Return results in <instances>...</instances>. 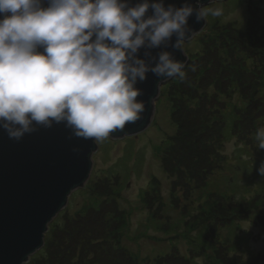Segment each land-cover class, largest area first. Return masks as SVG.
<instances>
[{
	"label": "rangeland",
	"instance_id": "374dc122",
	"mask_svg": "<svg viewBox=\"0 0 264 264\" xmlns=\"http://www.w3.org/2000/svg\"><path fill=\"white\" fill-rule=\"evenodd\" d=\"M209 6L221 7L223 13L218 17L208 16L204 29L184 43L192 63L190 70L200 64L207 68L214 64H204L210 56L204 52L203 43L219 28L229 27L237 30L234 32L237 38H242L241 48L227 61L223 58L214 69L227 65L237 71L246 66L249 70L264 72V58L256 59L264 53V45L256 43L260 34L251 43L248 42L249 36L244 40L249 19H256L259 15L258 22L264 24V0L215 1L205 7ZM219 38L216 36L213 41L219 43ZM240 52L242 59L238 56ZM232 70L230 73L233 75ZM178 80L175 77L171 79L162 97L157 99L153 120L146 130L120 140L101 139L93 153L90 184L91 188L95 184V188L92 193L99 199L108 192V205L113 211L117 209L122 213L124 223L107 224L103 219L107 212L103 210L100 218H96L99 217L96 213L90 219H84L89 191H75L66 208L52 220L45 233V248L50 245V252L58 249V243L67 247L66 239L86 260L94 259L98 254L97 264H104L102 257H108L111 251L116 250L121 256L123 252L132 254L134 264H157L160 258L165 261L169 256L177 260L171 264H264V175L258 171L264 164V149L258 148L257 141L258 132H264V116L258 121L244 120V125H238L236 135L226 131L225 141L217 140L218 143L208 146H200L199 142L201 150L207 152L211 166L207 179L202 178L201 171L196 172L195 180L189 181L194 186L189 187L188 183L187 188L178 186L172 191L175 177L162 167L163 154L167 150L164 146L174 143L181 147L188 141L192 142L186 133L191 128L179 121L181 112L174 115L175 122L171 118L172 105L176 107L178 101L175 92L185 89L181 87L183 80ZM174 82L179 85L175 92L170 93L168 88ZM255 88L259 90L258 95L248 97V93L239 94L232 99L225 95L226 92H216L218 96L215 97L214 88H208L205 96L210 98L211 121L218 118L220 111L221 114L235 112L236 106H239L240 113L249 107L247 116L257 118L264 110V83ZM198 103L200 100L196 103L198 108L195 112L199 109ZM213 107L217 110H212ZM195 112L189 118L192 130L200 124L199 114ZM199 132L200 129L198 135ZM153 186L159 200L150 202L152 193L147 191L154 190ZM145 190L148 194L144 193ZM159 203L165 208L163 216L156 215ZM230 217L231 224L227 225L226 219L230 220ZM69 238L81 243L75 244ZM53 240L56 245H53ZM37 252L26 264L51 263L41 258H48V249L42 247Z\"/></svg>",
	"mask_w": 264,
	"mask_h": 264
},
{
	"label": "clouds",
	"instance_id": "9594fccd",
	"mask_svg": "<svg viewBox=\"0 0 264 264\" xmlns=\"http://www.w3.org/2000/svg\"><path fill=\"white\" fill-rule=\"evenodd\" d=\"M149 9L152 10L148 15ZM222 15L221 7L163 0H0V127L19 140L36 125L66 122L77 137L108 138L140 119L144 103L135 87L146 73L183 77L184 64L168 51L158 59L138 51L182 49L187 21ZM192 37V36H191ZM42 49V51H41ZM155 66H152V63ZM264 149V132L257 134ZM264 175V164L258 169Z\"/></svg>",
	"mask_w": 264,
	"mask_h": 264
},
{
	"label": "water",
	"instance_id": "95a60500",
	"mask_svg": "<svg viewBox=\"0 0 264 264\" xmlns=\"http://www.w3.org/2000/svg\"><path fill=\"white\" fill-rule=\"evenodd\" d=\"M215 1L225 0H163L165 7L177 8L185 3L194 8L205 7ZM128 2L134 6L141 0ZM42 6L47 7L48 0H42ZM151 13L149 9L148 15ZM207 23L208 18L197 20L195 13L190 16L187 27L191 32L185 42ZM175 42L174 35L166 47H142L137 58L148 60L145 52H149L158 59L159 52L168 51L185 67L190 55L185 45L174 49L171 45ZM173 78L148 72L144 81L138 80L135 87L142 94L136 99L144 103L140 119L110 132L108 138L120 140L146 130L153 120L161 86ZM33 127L35 131L25 133L19 140L10 138L0 127V264H26L43 247L49 224L66 208L71 194L83 189L90 179L93 153L99 145L95 138L77 137L66 122H54L51 127L33 122Z\"/></svg>",
	"mask_w": 264,
	"mask_h": 264
},
{
	"label": "trees",
	"instance_id": "16d2710c",
	"mask_svg": "<svg viewBox=\"0 0 264 264\" xmlns=\"http://www.w3.org/2000/svg\"><path fill=\"white\" fill-rule=\"evenodd\" d=\"M258 17H256V19H254L253 17L249 19L248 24L246 25L247 27L245 30L244 40L246 39L247 36H249L250 40L248 42L251 43L253 39H256L255 36L257 34H260V37L256 39L257 40L256 43L257 45L258 44L264 45V24L263 23L261 24L258 22ZM236 31L237 30L235 28L223 27V28H219L218 32H213L212 35H210V38H207V40L205 41L207 43L205 42L203 43L204 44L203 50L208 56H210V60L204 62V64L209 63V62L210 63L212 62L214 64L209 65L208 68L206 65L200 64L199 66L195 67L194 70H190L192 63L188 56L187 63L185 67L182 69L184 73L183 77L182 78L180 76L175 77L179 79L178 82L183 80L181 87L185 89H183V91H181L180 93L175 92L176 86L179 85L178 82H174V84L170 85L168 88L170 93L175 92V97L177 98L176 100H178L177 103H175L176 107H173L172 105V113H171L172 117L171 118L173 120V117L176 118L174 115L176 113L181 112V115H180L181 118L179 119V121L181 123H185L186 126L191 128V131L186 132V133L190 136V141L192 140V142L188 141L186 145H183L184 147L185 146L188 147V148L185 147L184 149H183V146L181 147L176 146L174 143L172 144L169 143L164 146L167 150L163 154V158H162L163 166L162 167L164 171L172 175L171 177L173 176L175 177V180H173L174 188H172L173 189L172 191H174L175 187H178V186L186 187L189 181L195 180V178L197 177L196 172L201 171L203 174L202 178L207 179L209 175L208 174L209 169L211 168V166L209 165V162L207 160L208 159L206 155L207 152H204L203 150H201L200 148L201 145L208 146L214 143H218L216 142L217 140L225 141L228 134H231V135L237 134L236 132L238 131V125L239 124L241 126L244 125L243 124L244 120H249V122H252L255 119V121H258L257 119H260L262 118V116H264V110H262L263 113H260L257 118L256 117L249 118L247 116L250 111L249 107L248 109H245L244 113L242 112L240 113L239 106L238 108L236 106V108H234L235 112L233 113L228 112L225 114H221V111H220L218 112L219 114L216 120L211 121V118H210V116H212L211 111L209 110V106H211V103H210V98L205 96V92H207L208 88H210L211 86L214 88L215 97L218 96L216 92H220V93L226 92L227 94L225 95L232 99V97L234 96L237 97L239 94L244 95L248 93V97H250L249 95H253V94L258 95L259 90L258 88H255V87L258 84L264 83V72H262L259 69L249 70L248 68H246V66H244L242 69L234 71L232 70L233 69L232 67H229L227 65L219 66V69H214V67L219 65V63L223 60V58L225 61H227L228 58L231 57V54H236L240 50L239 48H241L242 38L236 37V35L234 34V32ZM216 36L220 37L219 43L213 41L216 38ZM183 45H182V48H183ZM253 47L254 45H252V48ZM241 55L242 53L240 52L238 56L242 59ZM256 57H257L256 59L259 61V59L264 58V53L259 54ZM262 61L264 62V59ZM231 70L233 72V75L230 73ZM169 82L170 81H168L167 83L161 86L159 98L162 97L163 90L165 89V87L167 86ZM188 82L190 83L187 84ZM260 87H263V86H260ZM199 97L201 98L198 99ZM195 99L197 101L200 100V103H198L200 106L196 112L195 110L198 107H196L197 101L195 102ZM263 104H264V100H263ZM255 106L256 105L254 104L253 107ZM212 110L215 111L217 110V108L213 107ZM194 112L199 114L200 124H198L192 130V125L190 124L189 118H191ZM198 129H200V132H201V133L199 132L200 135H198ZM226 131L228 132L227 135L225 134ZM199 142H200V146H199ZM190 147H193L192 148L193 150L189 151ZM91 182L89 179L85 187L81 189L82 191L88 190L89 194L87 196H90L86 198L85 203H87L86 204L87 208H86V212L83 214L84 216L83 218L90 219V217L96 213L99 216L96 218H100V216L102 215L101 214L102 210H103L107 212L106 213L107 215H104L103 217L104 221L107 224L111 223L112 225H117V223L120 221H121L120 224H123L125 219L122 217V213H120V211L118 212L117 209L113 211L111 207L108 205L107 200L108 198H110V197H107L108 192L102 195L105 197L101 198L100 196L98 199V197L92 193L95 188L94 187L95 184H93V187L91 188V185H92L90 184ZM190 183L188 184L189 187L194 186V183L193 185L192 183L191 184ZM153 187H154V190L151 189L147 191V192L152 193L151 195L153 197L156 196V198L155 197L153 198L151 196L149 198L150 202L159 200V197L157 196L158 194L156 193V188L155 186ZM81 190H78V191H81ZM147 192L146 190L144 191V193L148 194ZM171 193L172 192H170V195ZM211 196L212 194H210V197ZM164 209L165 208L161 206L159 203V205L156 206V215L158 214L159 216H163L165 214ZM99 210H101V212H98ZM112 213H114L115 216H113ZM228 219L230 220L226 219L227 225H230L231 217ZM203 222L204 221H202V225H203ZM116 229L118 230V228ZM45 238H46V235L44 236L43 249L44 250L48 249L49 251L48 258H44V257H41V258L48 260V263L51 261L50 264L52 263L53 264H87L88 262L92 264L93 263L97 264L95 263V261L97 260L98 254L95 255L94 259L86 260L77 254V251L75 250V246L72 245L71 242H68L66 239L65 241L68 244L67 247H63L61 244L58 243L59 245L57 247L58 249L50 252V249H51L50 245H48V247L45 248L46 243H47ZM58 240L59 239H57L56 242ZM69 241H73L75 244L77 242V240L72 239V238H69ZM56 242L53 240L52 241L53 245H56L55 244ZM78 243H81V242H77V244ZM49 244H51V242ZM91 244L93 243L91 242ZM83 251L85 252L86 250L83 249ZM95 252L96 253L98 252L97 248L95 249ZM123 253L124 255L121 256V255H118L117 250L114 252L111 251L108 257L107 256L102 257L104 259L103 261L104 264H134L133 255L126 254V252H123ZM171 261L175 262L177 260L174 259L172 256H169L165 258V261L164 260L162 261V258H160L157 261V264H171L170 263ZM174 262H172V264H175ZM42 264H46L45 261H43Z\"/></svg>",
	"mask_w": 264,
	"mask_h": 264
}]
</instances>
